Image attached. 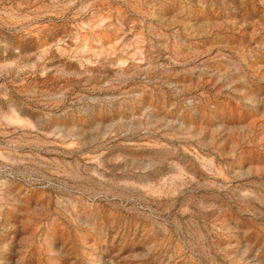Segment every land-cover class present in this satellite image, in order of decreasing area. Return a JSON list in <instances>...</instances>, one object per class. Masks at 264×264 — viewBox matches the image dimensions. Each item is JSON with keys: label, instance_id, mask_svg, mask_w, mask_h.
<instances>
[{"label": "rangeland", "instance_id": "1", "mask_svg": "<svg viewBox=\"0 0 264 264\" xmlns=\"http://www.w3.org/2000/svg\"><path fill=\"white\" fill-rule=\"evenodd\" d=\"M0 264H264V0H0Z\"/></svg>", "mask_w": 264, "mask_h": 264}]
</instances>
